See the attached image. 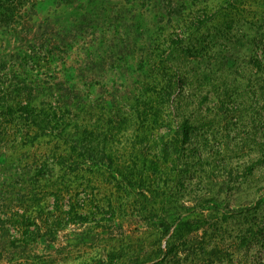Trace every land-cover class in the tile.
<instances>
[{"label":"rangeland","instance_id":"rangeland-1","mask_svg":"<svg viewBox=\"0 0 264 264\" xmlns=\"http://www.w3.org/2000/svg\"><path fill=\"white\" fill-rule=\"evenodd\" d=\"M0 264H264V0H0Z\"/></svg>","mask_w":264,"mask_h":264},{"label":"trees","instance_id":"trees-1","mask_svg":"<svg viewBox=\"0 0 264 264\" xmlns=\"http://www.w3.org/2000/svg\"><path fill=\"white\" fill-rule=\"evenodd\" d=\"M255 60H256L257 68H260L261 62L257 59H255ZM152 101H155V103H154L155 105H153ZM33 102H36V101L30 100L26 103H23L22 109L24 111H22V109H20L21 110L20 114L21 115L25 114V118L29 120L28 127L31 128L34 125L35 128H41V127H45V125L48 126L49 124L53 123V119L51 116V114H52L51 111H54L53 108L50 106V111H49L48 108L45 107L47 105L42 103V104H44V106H43L44 109L36 110L39 106L38 107L37 106L32 107ZM136 102H137V104H139V106L136 109H134L133 122L135 123L138 120L139 126H140L141 130L143 131V130L147 129L146 128L147 123L153 122L152 124H156V123H158L159 119L162 118V117H160L161 116L160 114L162 112V110L160 108H163L166 105H169L170 97H169V93L167 92V90H165V92L162 94H158L155 96H149L148 99H144L143 101L137 100ZM64 104L69 105L68 103L67 104L64 103ZM59 108H62V105L54 107L55 111L53 113L57 112ZM149 108H150V110H151V108H155V110L149 111L148 110ZM64 109H65V107H64ZM145 115L147 117L146 119H144L142 117ZM150 116L153 117L152 120H149L148 117H150ZM127 118L129 119V121H131V116H129ZM141 118H143V119H141ZM139 119H141L142 121L140 122ZM67 125H68V123H65V125L60 124V126H61V128L59 127L60 128V135L61 136L65 135V137L67 139L68 138L71 139V138H73L74 131H72V129L70 128L71 126H67ZM129 125H130V122L128 123V126ZM66 131H67V134H66ZM109 134H110V132H109ZM190 134H191V132L189 131V129L184 127L182 130V136L179 139L182 141L187 140L190 137ZM84 138H86V136ZM70 148L73 151H75V147L70 146ZM71 149H70V151H71ZM161 151L164 154H168L166 147H162ZM109 154H111V153L109 152ZM154 163H155V165H158L155 161H154ZM252 165H254V163H252Z\"/></svg>","mask_w":264,"mask_h":264}]
</instances>
